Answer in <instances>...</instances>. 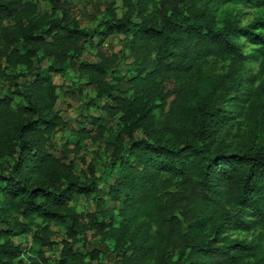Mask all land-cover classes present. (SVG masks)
Returning a JSON list of instances; mask_svg holds the SVG:
<instances>
[{
  "label": "trees",
  "instance_id": "trees-1",
  "mask_svg": "<svg viewBox=\"0 0 264 264\" xmlns=\"http://www.w3.org/2000/svg\"><path fill=\"white\" fill-rule=\"evenodd\" d=\"M38 1L0 0V264H85L100 254L89 237L110 241V264H264V148L209 147L229 120L220 109L228 89L264 124V15L245 24L217 16L220 3L261 0H121V12L105 5L93 28L75 0H42V10ZM109 34L125 37L130 75L113 74ZM85 42L94 59L82 58ZM247 55L261 78L245 72ZM67 68L92 90L86 104L120 126L107 142L103 190L92 161L77 173L68 157L102 135L99 116L77 120L61 154L53 145L64 119L52 74ZM79 196L96 207L77 211ZM105 199L115 209L98 206ZM227 226L250 236L230 237ZM24 233L35 253L12 240Z\"/></svg>",
  "mask_w": 264,
  "mask_h": 264
},
{
  "label": "rangeland",
  "instance_id": "rangeland-1",
  "mask_svg": "<svg viewBox=\"0 0 264 264\" xmlns=\"http://www.w3.org/2000/svg\"><path fill=\"white\" fill-rule=\"evenodd\" d=\"M80 4L83 15H79L80 23L85 27H91L96 24L99 18L106 16L103 7L107 4L119 14L122 10L121 0H75ZM98 5V11L95 13V19L90 20L86 17V11H93V6ZM40 10L45 9V4L42 0L38 1ZM225 12L234 14L239 24H245L259 15H264V1L261 0L258 4L247 1L244 3L226 2L217 5V16L221 17ZM94 39V38H93ZM241 49L244 53L249 54L252 51L251 44L245 37H238ZM103 48L106 53L113 52L117 56L119 62L118 67L113 74L130 75L132 73L129 65L130 56L127 52L126 39L122 34H109L103 40ZM95 46L85 42V49L82 58L91 60L95 58ZM245 72L254 73L256 78H261L263 74L258 69V61L252 56H246L244 61ZM20 69V66L14 70ZM52 80L57 84V98L54 108L57 113L64 119V125L60 126L53 134V145L58 154H61L63 148H69L72 145L74 138L73 129L78 124L77 120H83L86 116H99L103 123V133L96 139L86 138L80 144V149L76 153H68L71 159L75 172L79 173L84 170L85 163L90 160L94 163L96 173L99 177L98 185L100 189H104V182L109 181L111 177L106 171L107 161L110 153L107 142L113 140L114 134L119 129V124L114 116L106 115L101 111L96 103L86 104L87 98L91 97L93 92L89 86L83 84V77L70 68L65 69L61 73H53ZM241 84H245L243 79ZM1 83V81H0ZM81 91L78 92L77 88ZM232 90L228 89L224 99L220 103L221 112L229 116L228 122L224 123L213 133L209 142L210 148H221L223 150H238L243 145L251 144L253 146L260 145L264 148V124H258L255 121L247 118L242 112V106L236 107L232 97ZM156 113V112H155ZM102 195V194H101ZM100 195V196H101ZM74 207L77 211H90L96 207L93 200L79 196L74 200ZM98 206L112 207L115 209L116 202L105 199ZM56 234H61V228L53 226ZM224 233L230 237L249 238L250 234L242 230L234 229L227 226ZM56 236L54 235L53 238ZM14 242H19L21 246H25L30 253H35L38 246L30 241L28 233H24L12 238ZM88 242L94 247L100 248L98 259L86 262L85 264H110V241H99L97 237H89ZM260 242L264 243V235ZM79 242L77 243V245ZM47 254L52 256V253L47 251Z\"/></svg>",
  "mask_w": 264,
  "mask_h": 264
}]
</instances>
